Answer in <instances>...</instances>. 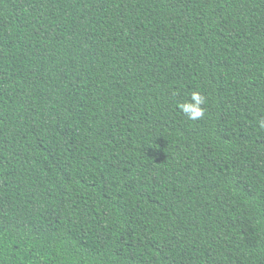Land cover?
<instances>
[{"label": "trees", "instance_id": "trees-1", "mask_svg": "<svg viewBox=\"0 0 264 264\" xmlns=\"http://www.w3.org/2000/svg\"><path fill=\"white\" fill-rule=\"evenodd\" d=\"M0 264H264V0H0Z\"/></svg>", "mask_w": 264, "mask_h": 264}]
</instances>
